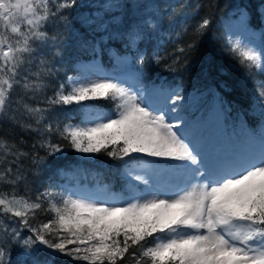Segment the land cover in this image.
I'll list each match as a JSON object with an SVG mask.
<instances>
[{
    "label": "snow or ice",
    "instance_id": "6c2138e0",
    "mask_svg": "<svg viewBox=\"0 0 264 264\" xmlns=\"http://www.w3.org/2000/svg\"><path fill=\"white\" fill-rule=\"evenodd\" d=\"M100 7L93 12L77 0H0V264H11L12 246L19 249L16 264H58L64 257L74 264H264V81L255 93L259 131L241 121L225 147L188 119L178 88L144 82L148 58L140 43L159 37L173 15L187 25L186 5L133 0ZM120 7L136 9L131 22L119 21L127 23L123 31L114 30L117 18L108 15ZM76 8L89 9L76 14L81 50L95 54V36L104 33L124 40L132 57L117 58L116 73L100 72L93 63L53 86L58 69L49 56L60 55L53 50L60 47L59 28L68 23L65 10ZM236 14L226 47L249 75H264V0L257 6L259 47L250 14L243 7ZM211 24L208 15L199 19L194 40L174 53L161 55L157 39L152 62L171 57L167 70L174 71ZM186 32L183 27L176 35ZM73 105L78 123L64 116ZM216 111L222 114V106ZM5 126L34 135L31 153L7 138ZM66 148L83 154L84 163L96 164L101 153L118 162L124 190L115 194L105 185L75 194L49 186L35 199L18 195L21 185L31 192L24 160L38 169ZM38 212L51 217L37 220Z\"/></svg>",
    "mask_w": 264,
    "mask_h": 264
},
{
    "label": "trees",
    "instance_id": "16d2710c",
    "mask_svg": "<svg viewBox=\"0 0 264 264\" xmlns=\"http://www.w3.org/2000/svg\"><path fill=\"white\" fill-rule=\"evenodd\" d=\"M78 3L92 5L93 12L103 11L100 7L106 3H133V0H77ZM150 2V0H144ZM156 3H176L177 0H151ZM186 5L183 10L187 13L189 22L187 25L178 23L179 17L173 15L166 18L164 28L159 37H154L149 41L141 42L139 48L145 52L146 60L142 68L144 72L145 84H163L165 87L178 88L185 97L182 101L185 105V115L193 122L203 124V135L217 141L227 147L233 132L239 131L240 122L243 121L249 130L258 132L260 118L259 106L256 103L255 93L260 85L258 82L264 81V75L253 70L249 75L246 69L242 68L238 60L228 51L225 44V33L228 29L227 21L233 15L234 10L243 7L251 16L250 27L253 31L261 29L257 17V6L261 0H180ZM89 9L76 8L66 9L68 13V23L65 27L59 28L60 47L53 51H59L56 57L49 56L58 69L56 77L53 79V86L56 81H61L67 76H75L88 64H97L107 73H116L120 69L117 65V58L129 55L125 48V41L122 39L107 38V34L98 33L95 41L98 45L95 54L89 49L83 51L79 48L76 36L83 29L80 28L76 14ZM181 9L177 8V12ZM108 15L117 18V23L113 25L114 30L123 31L127 23L131 22L136 15L135 7L132 8H112ZM208 15L212 19L210 30L201 38L195 40V47L182 56L179 63L174 65V71H168L167 67L172 63L171 57L162 61L159 65L151 60L152 52L156 47L157 39L161 41V55L174 53L177 45L185 47L194 40L192 29L195 23L203 16ZM169 23H174L175 28H168ZM183 27H187V32L177 37ZM51 34V30H50ZM101 36L104 37L103 41ZM261 44V40H260ZM179 55V54H177ZM140 68V65H136ZM35 71V68H33ZM47 95H52V89L47 90ZM94 103L105 105L104 101ZM42 107V104H35ZM222 106V114L217 113V107ZM107 107V105H105ZM75 106H68L64 116L72 117L66 120L69 123H78L79 114L71 109ZM63 118V117H62ZM6 127L7 138L15 140L23 151L31 153L32 145L35 142L34 135H30L20 130L19 127ZM0 135H5V131H0ZM23 140V143H21ZM43 156V151L40 152ZM83 154L75 153L74 150L65 149L62 154L54 157H47L46 164H42L37 169L31 165L30 160H24L23 170L28 174L31 192L26 193L24 186L19 187L18 195H30L35 199L37 192L52 186L55 191L63 188L66 193H70V188L81 187L83 192L89 187L108 186L110 191L119 194L124 190L125 179L124 169L116 161L107 157L103 153L95 158L96 164L82 162L80 157ZM6 191L11 188L5 186ZM51 214L37 213V220L47 221ZM19 249L11 247V264H16ZM128 259L127 257L125 258ZM58 264H74L70 258L64 257ZM124 264V262H121ZM128 264H131L129 261Z\"/></svg>",
    "mask_w": 264,
    "mask_h": 264
},
{
    "label": "rangeland",
    "instance_id": "374dc122",
    "mask_svg": "<svg viewBox=\"0 0 264 264\" xmlns=\"http://www.w3.org/2000/svg\"><path fill=\"white\" fill-rule=\"evenodd\" d=\"M238 18H239V16H234V17H231V19H228V21H227L228 27H229L230 24H234L235 21L238 20ZM261 31H262V29H260V30H258V31H254V32L257 34V35L254 37V41H255V44H256L257 47L260 46V35H259V34H260ZM88 65H92V64H88ZM88 65H85V66H88ZM95 65H97V64H95ZM85 66H82V68H84ZM97 67H98V70H99L100 72L107 73V72H106L101 66L97 65ZM108 74H110V73H108ZM93 78H95V77H93ZM97 187H98V185H95V187H89V188L86 189L85 192H83V191H82L81 189H79V188H76V189L73 188V189L71 190V193H75V194L88 193V192H90V191L95 190ZM99 187H103V186H99Z\"/></svg>",
    "mask_w": 264,
    "mask_h": 264
}]
</instances>
